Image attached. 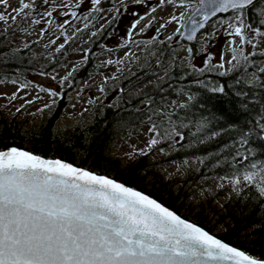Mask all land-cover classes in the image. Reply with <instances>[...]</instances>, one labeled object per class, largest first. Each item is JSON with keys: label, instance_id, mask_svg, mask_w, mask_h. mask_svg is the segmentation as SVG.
I'll use <instances>...</instances> for the list:
<instances>
[{"label": "snow or ice", "instance_id": "1", "mask_svg": "<svg viewBox=\"0 0 264 264\" xmlns=\"http://www.w3.org/2000/svg\"><path fill=\"white\" fill-rule=\"evenodd\" d=\"M104 3L18 0V6L12 7L11 0H0V22L5 25L0 40L10 33L30 36L39 29L38 38L48 37L45 47L54 50L51 57L55 59V54L66 53L68 46L90 28H95L90 32L95 38L112 28L108 32L111 39L128 18L125 31L120 33L122 43L117 45L128 50L123 57L104 61L106 66L116 64L117 72H122L126 63L137 62L133 44L141 52L146 51L144 42L137 41L136 36L154 28L147 37V44L153 45L169 25H176L172 34L159 40L162 48L148 52V56L157 57L154 63L163 70V75L153 73L158 78L154 86L163 93L167 83L175 95L167 102L162 95L160 105L153 107L156 102L152 97L137 94L149 109L146 115L150 135L139 154L148 155L164 144H181L185 134L179 128L187 129L188 124L175 110L190 104L199 106L200 119L193 134L199 144L190 147H206L222 135L235 132L220 146L228 149L227 155L235 165L231 174L218 177L220 187L230 186L229 199L251 190L264 208V0H107V8ZM158 11L167 18L158 19ZM99 21L102 23L96 28ZM209 24H213L212 32L207 31ZM218 32L223 33L224 44L218 53H212L209 45L213 38L220 40ZM176 37L196 41L200 47L181 44L185 51L182 57L174 48L165 52ZM30 47L31 43L26 42L23 48H17L11 41L0 47V73L5 82L16 87L12 100L19 92L34 87L54 98L55 103V98H62L64 86L74 83L72 77L87 66L92 56L86 48L75 49L82 53L81 63L62 76L55 68L52 74L38 70L40 76L58 81V91L28 79L21 82L20 73L28 69L18 61ZM213 72L218 79L209 85L206 74ZM110 79L116 76L104 77L99 86L101 93ZM173 84L181 87L173 88ZM201 89L218 98L230 96L236 115L226 109L206 110L196 95ZM119 92H124L122 86ZM38 99H25V104ZM48 107L45 104L38 111ZM61 131L58 129L57 134ZM159 151L164 154L165 148L160 146ZM220 155L215 157L217 165ZM0 264H264V253L249 254L225 242L157 199L107 174L8 147L0 150Z\"/></svg>", "mask_w": 264, "mask_h": 264}, {"label": "trees", "instance_id": "2", "mask_svg": "<svg viewBox=\"0 0 264 264\" xmlns=\"http://www.w3.org/2000/svg\"><path fill=\"white\" fill-rule=\"evenodd\" d=\"M104 7H109L107 0H105ZM103 41L104 33L101 37L94 38L84 45L92 53V56L87 66L74 74L72 77L74 83L71 87L96 68L94 61L96 54L104 46ZM190 43L194 44V41ZM0 47H4L2 40H0ZM162 47L160 46L158 49ZM103 50L105 49L103 48ZM164 51L168 52L167 47L164 48ZM31 54L30 49L21 53V59L18 63H21L22 68L28 70L20 73V80L27 79L29 75L38 73V70L50 72L53 68L65 65L68 61L67 51L64 54L55 55V59L42 65H38L33 61ZM156 59L155 55L149 56L143 69L127 79L128 82H132L141 76V81L133 82L132 84L128 82L122 83L127 88H124L123 93L119 92V100L116 104H112L109 101L96 103L92 117L88 121L84 120L78 124L63 126L56 124V120L67 105L65 91L62 98H59L56 102L47 119L37 126L24 128L16 120L0 116V150L8 147H20L43 157L60 158L100 174H107L129 186L152 195L183 217L205 227L210 232H214L221 239L240 247L249 254L260 255L264 253V208L260 207L256 197L251 195V190H249L248 194L241 197L233 196L231 199H229L230 191H224L223 188L217 191L216 196L223 198L221 217L226 220L227 227L220 232H216L210 225V221H207L204 216L200 218L195 213L189 214L182 210L180 205L175 204L173 199L176 201L175 198L178 196L173 195V183L163 182L160 175L156 177L155 170L147 169L148 165L145 163V156L129 165L122 166L119 158L109 153L111 145L120 136L121 132L126 128L137 126L147 117L146 113L149 112V109L141 104L138 93L143 92L144 96L152 97L156 102L153 107L161 103L162 95L165 101L174 98L173 89L169 88L167 83L164 86L163 93L157 86L150 85L143 88L136 95L130 94L131 87L134 84L143 82L149 76H153L154 72L162 70L155 65L154 61ZM29 62H31V67H29ZM5 71L8 70L5 69ZM206 78L209 85H211L213 80L218 79L214 72L206 74ZM0 80H3V73H0ZM229 83L231 84V81ZM179 87L181 85L173 84V88ZM196 95L203 101V106L206 110L210 111L213 108L217 110L226 109L229 114L236 115L232 104L229 102L232 99L230 96L218 98L203 89ZM177 98L183 99L182 97ZM175 111L179 115L180 120H184L188 124V128L181 127L180 131L185 134V140L181 144L172 147L167 144L160 145L164 148H172L173 151L167 157L168 160H178L190 156H199L204 159L205 163L200 164L198 169L190 171L191 174L187 177L190 180L231 174V168L235 167L232 164V157L227 155L228 149H221L220 146L228 142L230 136L235 135V132L222 135L206 147L192 148L190 145L199 144L198 139L193 136L196 133L200 119L199 106L194 108L190 104L188 108L183 110L176 109ZM185 116H187L186 120ZM241 123H243L242 120ZM58 129L62 130L60 134H57ZM205 152L209 153L207 157L203 155ZM221 152H223V155H220ZM257 153H259V149H257ZM217 155H220V163L218 165L215 163ZM150 174L154 175V178L149 177L151 179H148ZM241 186L243 187V185ZM165 194H167V197H165ZM250 196L251 199L249 198ZM243 236H249V238L241 239Z\"/></svg>", "mask_w": 264, "mask_h": 264}, {"label": "rangeland", "instance_id": "3", "mask_svg": "<svg viewBox=\"0 0 264 264\" xmlns=\"http://www.w3.org/2000/svg\"><path fill=\"white\" fill-rule=\"evenodd\" d=\"M118 2V0H117ZM130 2V0H129ZM12 7L18 6V0H11ZM3 10V9H0ZM176 9H173L175 11ZM183 10V9H179ZM157 18L160 19L164 17V13L161 11L157 12ZM220 15L226 14H218ZM167 17H164L166 19ZM162 22V21H161ZM102 21L97 22L96 28H99ZM129 20L125 18L123 23L120 26V32L116 33L111 39H108V32H111L113 29L108 28L104 32V46L102 50L96 54V59L94 64L96 68L88 73L81 81L76 83L73 87L72 84L65 85L67 105L60 114V117L56 120V124L63 125H73L81 123L82 121H88L92 117L93 111L95 109L96 103L100 101H109L112 104H116L119 100V87L123 82H128L133 73H136L143 69L147 60L149 59L148 52L155 53L160 45L159 40L163 38V35H170L173 33L176 25H169L167 31L162 34L161 37L153 45L147 44V37L151 36L154 32V28L145 32L143 36H136L137 41H143L144 44L142 47L146 51L141 52L135 44L132 45V49L137 54V62L132 64H125L124 70L122 72H117V65L113 64L111 66H106L104 61L111 58L116 60L117 58L123 57L127 48L117 47L119 43H122L120 33L125 31V26L128 25ZM215 26L218 28L219 23L216 22ZM5 25L0 22V31H3ZM158 27V25H156ZM213 24L207 26V31L212 32ZM39 29L36 32L32 33L30 36H21L19 33L9 34L8 37L2 40L3 46H6L9 41L13 43V46L17 48L23 47L24 43L30 42L31 47V58L38 65L47 64L53 59L51 53L54 51L51 47L46 48L48 37L38 38ZM95 31V28H90L88 31L82 33L75 41H73L67 48V58L68 61L65 65H61L55 68L56 72L59 74L65 75L67 71L71 70L72 67L79 66L81 63L82 53L76 51L78 48H86L84 45L95 37H90V32ZM220 40L217 41L215 38L212 39L211 44L209 45V50L212 53H218L221 50V46L224 44L223 33L218 32ZM39 39L40 42H37ZM179 41V44L176 43ZM62 42V40H61ZM184 44L187 46H194L199 48L200 45L194 41V44L184 41L181 37H176L175 40L167 46V51L174 48L177 56L182 57L185 55L184 48L180 45ZM103 48L105 50H103ZM87 49V48H86ZM61 54V53H57ZM55 54V55H57ZM165 67H167V61L165 62ZM53 70L49 73L52 74ZM159 75H163V70L158 72ZM116 76L115 80L110 79L107 83L106 91L101 93L99 91V86L104 82V77ZM28 80L35 81L36 83L43 84L46 87H53L59 91L58 81H52L46 76H40L38 73L31 74L27 77ZM142 77L136 78L132 82L141 81ZM24 80H21L23 82ZM127 83V84H128ZM158 78L157 76H149L143 82L134 84L131 87L130 94L136 95L143 88L150 85H157ZM123 88H127L125 85H122ZM16 91V87L11 83H7L3 80H0V116L6 117L7 119L16 120L21 124L22 127L28 128L31 126H37L42 123L50 115L54 109L56 102L59 98H55V103H53L52 97H50L46 92L37 91L34 87H29L18 93V98L15 100L11 99V93ZM7 93L8 96L5 97L2 95ZM79 94V95H78ZM34 97H40L32 104H25V99L32 100ZM170 101V100H167ZM165 101V102H167ZM48 104L49 107L43 111H38L42 108L43 105ZM21 105H24L23 109L20 112H16V109ZM158 104L156 107H158ZM148 123L147 117L142 120L137 126L132 128H126L121 132L120 136L114 141L111 145L109 153L112 156L119 158V161L122 166L129 165L134 161L140 159L142 156H145V163L148 165L147 169L155 170L156 177L162 179L163 182H168L173 185V195H177L176 201L173 199L175 204L181 206V209L189 214H197L198 217L202 218L203 216L207 221H210V225L213 227V230L220 232L224 230L226 225V220L221 217V206L222 199L216 196V193L221 189V180L218 177L197 180H190L187 178L191 174L192 169H198L199 156H190L178 160H168L167 157L172 153V148H165V153L161 154L159 147L157 146L148 155H140L139 150L145 148L150 135L148 133ZM182 128L180 127L179 130ZM199 142V140H198ZM153 177L154 175H149ZM224 191H230V186L223 187ZM167 197V194H165ZM248 239L249 236H243L241 239Z\"/></svg>", "mask_w": 264, "mask_h": 264}, {"label": "water", "instance_id": "4", "mask_svg": "<svg viewBox=\"0 0 264 264\" xmlns=\"http://www.w3.org/2000/svg\"><path fill=\"white\" fill-rule=\"evenodd\" d=\"M17 148H19V149H21V150H25V151H28V150H26V149H22V148H20V147H17ZM7 149V148H6ZM6 149H3V150H6ZM30 152V151H29ZM33 154H35V153H33ZM36 155H38V154H36ZM40 156V155H39ZM41 157H43V156H41ZM43 158H48V157H43ZM60 159V158H59ZM63 160V159H62ZM66 161V160H65ZM68 162V161H67ZM71 163V162H70ZM75 165V164H74ZM75 166H77V165H75ZM79 167H81V166H79ZM84 168V167H83ZM127 185V184H126ZM137 189V188H136ZM138 190H140V189H138ZM140 191H142V190H140ZM142 192H144V191H142ZM144 193H146V192H144ZM146 194H148V193H146ZM149 196H151V197H153L152 195H150V194H148ZM153 198H155V197H153ZM155 199H157V198H155ZM158 200V199H157ZM158 202H160V203H162L160 200H158ZM163 205H165L164 203H162ZM165 206H167V205H165ZM168 207V206H167ZM170 208V207H169ZM171 210H173L172 208H170ZM174 211V210H173ZM176 212V211H175ZM179 214V213H178ZM180 215V214H179ZM182 216V215H181ZM182 218H185V217H183L182 216ZM185 219H187V218H185ZM189 221H191L190 219H188ZM191 222H193V221H191ZM199 225V224H198ZM199 226H201V225H199ZM201 227H203V226H201ZM203 228H205V227H203ZM206 229V228H205ZM207 230V229H206ZM210 232V231H209ZM210 233H212V234H215L214 232H210ZM216 235V234H215ZM218 238H220V237H218ZM221 239V238H220ZM223 240V239H222ZM225 241V240H224ZM225 242H227V241H225ZM229 243V242H228ZM231 245H234V244H232V243H230ZM234 246H236V245H234ZM236 247H238V246H236ZM238 248H240V247H238ZM241 249V248H240ZM243 250V249H242Z\"/></svg>", "mask_w": 264, "mask_h": 264}]
</instances>
